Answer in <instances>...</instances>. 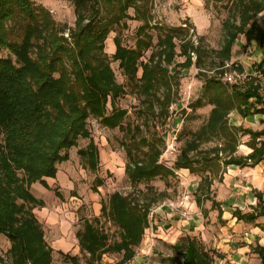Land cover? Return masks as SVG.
<instances>
[{
  "label": "trees",
  "instance_id": "trees-1",
  "mask_svg": "<svg viewBox=\"0 0 264 264\" xmlns=\"http://www.w3.org/2000/svg\"><path fill=\"white\" fill-rule=\"evenodd\" d=\"M140 1L75 0L76 27L70 29L67 37L65 28L58 26L46 7L36 5L33 0H0V53L9 51L7 56L0 55V234L10 240V255L16 264H52L53 260V249L45 240L42 225L33 212L34 207L44 206V201L32 192L33 184L50 188L46 179L56 178L58 164L69 159V150L77 146L80 137H89V118H99L111 129L123 128L125 111L107 112L109 96L114 103L124 89L115 81L104 48L110 32L120 24L126 25L122 22L130 18V8L134 9L135 18L143 21L137 30L136 45L124 46L116 36L112 58L119 61L134 87L140 83L138 86L146 94L150 111L146 118L152 115L163 119L169 115L175 91L170 69L163 66L162 61L172 62L173 38L182 34L184 27L152 24L150 10ZM263 10L264 0L232 2L231 17L225 23L228 38L220 52L227 61L239 35ZM235 19H239V23ZM13 23L20 25L13 27ZM152 28L160 30L159 49L144 62L141 58L153 46V35L149 32ZM16 31L19 37L14 39ZM181 47L182 53L188 54V43ZM192 48L200 51L198 46ZM158 55L162 61H155ZM197 57L200 64L202 54ZM186 63L191 64V59ZM140 67L143 69L142 82L135 80H138ZM237 68L243 73L239 65ZM230 86L217 76L207 77L203 91L206 102L212 105L208 119L192 133L173 168L159 163L162 150L149 139L135 140L136 150L141 144L148 150L142 151L141 162L132 161V165L126 166L131 182L137 184L158 176L166 177L173 174L174 169L202 174L195 193L198 205L203 204L204 198L211 200L212 208L219 210L218 216L222 219L220 202L209 193L214 177L219 174L222 180L221 174L229 165L253 166L264 160V127L254 130L230 122V114L237 111L243 117L258 114L264 124V85L257 75L251 74L243 85L233 83ZM161 87H164L162 97L157 95ZM204 104L203 98H199L193 106L197 109ZM246 135L249 139L245 144L252 151L247 155L237 154L242 137ZM213 137L222 139L221 146L199 149L202 142ZM94 145L93 141L89 144L90 148ZM195 151L196 154L191 155ZM85 152L79 151L81 156H85ZM88 153L89 164L95 168L97 157L91 150ZM98 184H102V180L99 179ZM56 195L62 198L61 193L56 192ZM256 196L258 203L252 212L235 209L234 216L247 222L264 216V192L256 191ZM149 207L133 203L122 193L111 194L101 211L121 229V241L109 245V237L97 225V217L84 220V227L76 236L81 251L88 254L87 264H97L106 251L123 252L120 264H127L149 226ZM172 249L175 256L181 257L182 264H212L214 261L213 255L190 236L177 241ZM254 250L264 264V246L257 245ZM171 259L177 260L176 257Z\"/></svg>",
  "mask_w": 264,
  "mask_h": 264
},
{
  "label": "rangeland",
  "instance_id": "rangeland-1",
  "mask_svg": "<svg viewBox=\"0 0 264 264\" xmlns=\"http://www.w3.org/2000/svg\"><path fill=\"white\" fill-rule=\"evenodd\" d=\"M33 1L36 5L46 7L58 26L65 28V36L69 37L70 29L76 27L75 0ZM233 1L235 0L140 1L150 10L152 24L184 27L182 34L173 38L175 48L172 62L168 64L162 61L160 55L155 58V61L161 60L162 65L170 69V81L175 91L167 118L161 119L152 115L146 118L150 111L146 94L138 86L140 83L134 87L119 66V61L112 58L116 51L115 37H120L124 46L134 47L137 30L143 21L136 19L134 9L130 8V18L122 22H126V25L120 24L110 32L105 40L104 51L109 56L115 81L123 86L124 91L114 99V103L109 96L107 112L110 114L116 109L124 110L123 128L111 129L103 125L99 118H89L87 126L89 137H80L77 146L69 150V159L58 164L56 178L46 179L50 188L38 183L33 184L31 188L32 192L44 201V206L34 207L33 212L42 225L45 240L53 249L52 264H87L88 254L81 251L76 236L84 227L86 219L93 220L97 217V225L108 235L109 245L121 241V229L107 216L102 215L101 211L102 204L107 203L114 192L128 196L133 203L139 202L141 206H150L149 226L145 229L141 244L135 247L134 257L127 264H182L181 257L175 256L172 245L186 235H190V227L189 231H185L188 229L187 222L190 221L192 206L190 202H196L195 187L197 182L200 183L203 175L191 173L188 169H174L175 172L169 176H158L152 180L133 184L126 166L132 161H142L144 157L142 151L146 153L148 147L141 144L136 150L133 142L146 137L150 143L162 150L159 163L170 168L174 167L182 149L192 138V133L198 131L208 119L212 105L204 98L203 86L207 77L217 76L229 87L233 83L243 85L246 80L229 82L226 78L231 73L239 72L237 68L239 65L243 69V73L239 72L240 74L249 76L254 71L264 85V69L262 63L260 64L264 56L261 48L250 43L244 44L243 41V44L232 47L229 61L220 53L228 38L225 23L231 17L229 9ZM235 22L239 23V19H235ZM12 25L18 27L20 24ZM149 32L153 35V46L146 50L141 58L144 62H147L152 53L159 49L160 30L152 28ZM18 34L19 31L14 32L13 38L17 39ZM183 43L189 45L188 54L182 53ZM193 45L198 46L200 51H193ZM201 50L205 53L203 54ZM200 53L202 59L199 64L197 56ZM0 55L7 56L9 51L3 50ZM189 58L191 64L186 63ZM142 75L143 69L140 67L137 73L138 80H135L142 82L140 80ZM163 91L164 87H161L157 95L162 97ZM199 98H203L205 104L194 109L193 105ZM254 121L250 126L256 129L264 127V124ZM230 122L232 123L231 120ZM248 139V136L242 137L237 154L246 155L250 152V148L245 144ZM91 141L96 145L94 148L89 146ZM221 143H223L222 139L213 137L209 141L202 142L199 149L221 146ZM80 150L86 151L85 156L80 155ZM90 150L97 157L95 168L89 164ZM194 154L196 151L191 152V155ZM99 179L102 180V184H98ZM218 179L219 174L214 177L209 192L213 198L218 196L216 188L213 187L214 181ZM56 192L61 193L62 198H59ZM211 204L212 201L205 198L202 208L197 204L203 213L207 210L204 222L208 232L203 242L210 252L213 250L211 248L213 244L220 240L218 232L222 224L217 218V210L211 209ZM224 204L228 206L226 200ZM178 219L183 220L185 227L175 225ZM195 239L203 245L201 235ZM10 248L11 242L8 237L0 234V264H16L10 255ZM215 253L210 254L214 257ZM122 254L123 252L106 251L97 264H120ZM70 257L76 258L72 260ZM171 257H176L177 260H172ZM212 264H221V262L214 258Z\"/></svg>",
  "mask_w": 264,
  "mask_h": 264
},
{
  "label": "crops",
  "instance_id": "crops-1",
  "mask_svg": "<svg viewBox=\"0 0 264 264\" xmlns=\"http://www.w3.org/2000/svg\"><path fill=\"white\" fill-rule=\"evenodd\" d=\"M243 41L245 42L244 44L250 43L252 46L261 48V52L264 56V10L251 19L247 29L244 33L240 34V37L237 38L233 46H239V44H243ZM263 62L264 57L260 62L264 69ZM251 74L254 76L256 75L254 71H252ZM260 118L258 114L243 117L237 111L230 114V120L233 124L243 125L254 130L258 129L254 126H250V124L254 120L261 124ZM251 151L252 149L250 148V152ZM221 175L222 180H215V185H213V187L216 188L218 194L217 198L214 196V199L220 202L223 209L222 219H219V210L217 208H212L211 204V209L217 210V218L222 223L220 225V231L218 232L220 235L219 242L217 241L213 244L211 247L213 250L211 252L204 245L205 243L203 241L206 240L205 235L206 232H208L204 222L207 210H204L203 213L201 209L202 205H198L201 208L197 207V200L196 202L194 201V203L190 202V206L192 203L190 208V221L187 222L188 229H185V231H189L190 227V235L186 236L195 238L201 235V241L205 249L210 253L216 252L214 258L219 259L221 264H262L261 257L254 248L257 245L264 246V216L258 217L254 222H247L239 220L234 216L233 212L235 209H240L244 213L252 212L253 207L257 205L258 198L256 196V191L264 192V160L253 166L229 165ZM199 184L200 183L197 182L195 193ZM225 200L228 206L224 204ZM232 201L234 202L232 203ZM175 225L185 227L181 219H178ZM171 227L174 226L171 225Z\"/></svg>",
  "mask_w": 264,
  "mask_h": 264
},
{
  "label": "built area",
  "instance_id": "built-area-1",
  "mask_svg": "<svg viewBox=\"0 0 264 264\" xmlns=\"http://www.w3.org/2000/svg\"><path fill=\"white\" fill-rule=\"evenodd\" d=\"M247 77L248 75H243V74H240L239 72H234V73L227 75L226 78L229 82H237V81L246 80Z\"/></svg>",
  "mask_w": 264,
  "mask_h": 264
}]
</instances>
